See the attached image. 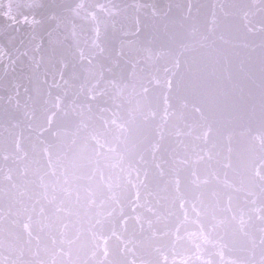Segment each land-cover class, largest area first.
Wrapping results in <instances>:
<instances>
[{
  "label": "water",
  "instance_id": "95a60500",
  "mask_svg": "<svg viewBox=\"0 0 264 264\" xmlns=\"http://www.w3.org/2000/svg\"><path fill=\"white\" fill-rule=\"evenodd\" d=\"M0 264H264V0H0Z\"/></svg>",
  "mask_w": 264,
  "mask_h": 264
}]
</instances>
